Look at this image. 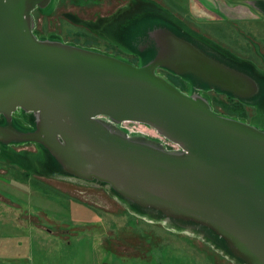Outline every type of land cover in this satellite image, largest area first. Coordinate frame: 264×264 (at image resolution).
Masks as SVG:
<instances>
[{"label":"water","instance_id":"obj_1","mask_svg":"<svg viewBox=\"0 0 264 264\" xmlns=\"http://www.w3.org/2000/svg\"><path fill=\"white\" fill-rule=\"evenodd\" d=\"M51 1L0 0V141H35L44 151L37 172L52 161L62 174L104 182L181 229L203 228L241 263L264 264V127L216 112L203 93L216 89L264 108V72L172 27L178 21L170 14L169 25L136 35L145 60L138 65L39 38L33 10ZM19 108L32 130L13 124ZM126 121L149 124L177 148L129 135L117 126Z\"/></svg>","mask_w":264,"mask_h":264},{"label":"rangeland","instance_id":"obj_2","mask_svg":"<svg viewBox=\"0 0 264 264\" xmlns=\"http://www.w3.org/2000/svg\"><path fill=\"white\" fill-rule=\"evenodd\" d=\"M188 1L52 0L47 7L33 10L34 32L39 38L92 48L138 65L145 60L136 35L144 39V33L164 26L165 15H172L178 29L189 23L196 30L193 32L223 49L228 59L232 55L234 62L236 58L252 62L264 72V40L259 45L255 37H249L250 24L253 34L258 36L259 29L264 34V20H233L229 16L218 24L207 20L195 24L187 19L192 18L186 9ZM127 8L133 10L125 11ZM157 72L187 89L181 78L162 68ZM203 93L216 112L264 127L263 107L214 90ZM27 115L19 108L13 113V124L23 131L32 130L35 123ZM117 126L129 135L159 139L166 148H177L149 124L126 121ZM40 155L44 156V151L35 141H0V156L17 160L13 164L0 158V262L243 264L203 228L181 229L161 214L122 199L104 182L55 169L37 172L32 167Z\"/></svg>","mask_w":264,"mask_h":264},{"label":"crops","instance_id":"obj_3","mask_svg":"<svg viewBox=\"0 0 264 264\" xmlns=\"http://www.w3.org/2000/svg\"><path fill=\"white\" fill-rule=\"evenodd\" d=\"M187 4L186 9L189 13L191 12L190 16L192 17L187 19L195 24L200 20L214 21L218 24V22L228 19L229 16V19L233 20L235 18L257 22L264 20V0H244L243 2L241 0H189ZM166 25H169V22ZM185 26L190 32L196 31L189 23ZM176 27H179V24H176ZM250 27L251 24L249 25L251 33L249 37H255L257 44L261 45L260 41L264 40L261 36L264 35L263 30L259 29L258 36H256ZM0 264L8 263L0 262Z\"/></svg>","mask_w":264,"mask_h":264},{"label":"flooded vegetation","instance_id":"obj_4","mask_svg":"<svg viewBox=\"0 0 264 264\" xmlns=\"http://www.w3.org/2000/svg\"><path fill=\"white\" fill-rule=\"evenodd\" d=\"M134 5V4H133ZM133 5H131L130 7H134ZM132 8H127V9H125V10H128V9H130V10H133ZM159 69H161V67H158L157 68V70H159ZM165 70L168 74H172V75H174V76H176V77H179V78H181L182 80H184L183 82H185L184 84H187V89H183L182 87H180V86H178L177 85V83L175 82V81H173L168 75L166 76L169 80H171L173 83H175L178 87H180L183 91H186V92H188L189 90H191V84H190V82H187L185 79H183L180 75H177L174 71H172V70H170L169 68H162V70ZM210 90H214L215 92H217V93H222V92H219V91H217L216 89H210ZM209 90V91H210ZM222 94H224V93H222Z\"/></svg>","mask_w":264,"mask_h":264},{"label":"bare ground","instance_id":"obj_5","mask_svg":"<svg viewBox=\"0 0 264 264\" xmlns=\"http://www.w3.org/2000/svg\"><path fill=\"white\" fill-rule=\"evenodd\" d=\"M135 32H136V30H135ZM137 33V32H136ZM149 54L150 53H148V52H146L145 53V58H147L148 56H149ZM263 88H264V82H263ZM256 99H259V97L258 98H256ZM261 99H264V90H263V93H262V96H261ZM3 156H0V158H2ZM3 158H5L6 160H9V161H11L12 163L13 162H17V160H15V159H13V158H10V157H3ZM14 164V163H13ZM48 165L50 166V169H54V165H53V163H52V161H49L48 162ZM48 166V167H49Z\"/></svg>","mask_w":264,"mask_h":264},{"label":"trees","instance_id":"obj_6","mask_svg":"<svg viewBox=\"0 0 264 264\" xmlns=\"http://www.w3.org/2000/svg\"><path fill=\"white\" fill-rule=\"evenodd\" d=\"M125 11H127V10H125ZM125 11H124V12H125Z\"/></svg>","mask_w":264,"mask_h":264}]
</instances>
